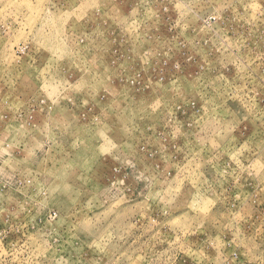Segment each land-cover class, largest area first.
Returning a JSON list of instances; mask_svg holds the SVG:
<instances>
[{
	"label": "rangeland",
	"instance_id": "374dc122",
	"mask_svg": "<svg viewBox=\"0 0 264 264\" xmlns=\"http://www.w3.org/2000/svg\"><path fill=\"white\" fill-rule=\"evenodd\" d=\"M0 264H264V0H0Z\"/></svg>",
	"mask_w": 264,
	"mask_h": 264
}]
</instances>
